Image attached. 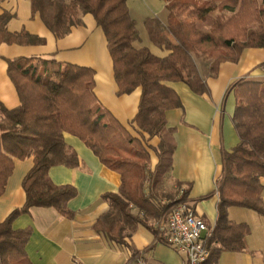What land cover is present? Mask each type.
<instances>
[{
  "label": "trees",
  "instance_id": "trees-1",
  "mask_svg": "<svg viewBox=\"0 0 264 264\" xmlns=\"http://www.w3.org/2000/svg\"><path fill=\"white\" fill-rule=\"evenodd\" d=\"M165 1L167 21L146 20L151 40L170 51L161 57L147 47L134 46L140 34L127 0H31L33 15L38 14L58 38L81 25L83 15L94 16L107 38L117 94L142 89L134 118L141 138L100 103L94 91V69L47 57L9 60L8 74L20 105L9 109L0 101V195L15 158L32 157L34 165L23 180L24 205L0 223V264H32L25 249L32 230L14 229L18 216L30 213L33 207H54L65 217H74L68 202L78 194L77 188L54 183L49 173L57 165L74 168L80 164L77 151L66 142V132L79 137L105 166L121 175L119 192L103 195L110 208L94 225L110 240L124 242L139 225L157 232L153 224L164 221L174 206L187 200L189 188L181 189L182 183L174 189L164 187L176 148L167 112L182 107L180 96L168 82L181 81L197 94L206 93L208 86L198 61L209 60V74L216 76L223 62H238L246 48L264 47V0ZM215 10L231 15L226 19L218 16L208 30L182 17L187 14L208 22L205 20ZM13 16L8 10L0 14V44L44 41L27 31L11 32L8 22ZM228 91L236 97L233 122L240 142L223 152V171L215 191L218 216L214 227L204 234L211 252L205 264H217L225 251L247 249L251 228L229 218L230 206L253 209L264 216V82L239 79ZM145 134L161 139L154 170L149 166Z\"/></svg>",
  "mask_w": 264,
  "mask_h": 264
},
{
  "label": "crops",
  "instance_id": "crops-1",
  "mask_svg": "<svg viewBox=\"0 0 264 264\" xmlns=\"http://www.w3.org/2000/svg\"><path fill=\"white\" fill-rule=\"evenodd\" d=\"M166 4L165 0H127L140 34V39L134 42L136 48L147 47L161 57L170 53L151 40L146 26L149 18L167 19ZM5 10L14 15L8 22L11 32L27 31L44 39L41 43L0 44V101L6 107L13 109L20 105L18 91L8 74L9 60L53 58L61 63L94 69V91L100 103L135 137L141 138L134 118L142 89L138 87L131 93L117 94L119 88L107 38L92 14L83 15L81 25L58 38L38 14L33 15L31 0H0V14ZM209 62L198 61L200 75L208 86L206 93L197 94L181 81L168 82L180 96L182 107L167 112L176 148L164 187L174 189L182 183L181 189L189 188L187 200L211 230L218 216L219 196L215 191L223 171V152L231 151L240 142L233 122L236 97L228 89L239 79L264 82V47L246 48L238 62H223L216 76H210ZM65 139L77 151L80 164L74 168L57 165L49 173L54 183L77 188L78 194L68 202L75 215L68 218L54 207H33L30 213L15 219L14 229L32 230L25 247L32 264H125L134 255H142L154 264H188L186 254L169 244L165 226L154 223L157 230L154 232L139 225L122 243L110 240L95 229L97 220L110 208L103 195L119 192L121 175L105 166L79 137L66 132ZM144 141L150 154L149 166L154 170L159 162L157 148L161 139L145 134ZM33 165L32 157L15 158L13 172L0 195V223L24 205L23 180ZM262 183L264 185V178ZM212 192H215L212 196L203 198ZM228 216L232 221L249 224L251 232L246 239V250L225 251L217 264H264V216L239 206H230Z\"/></svg>",
  "mask_w": 264,
  "mask_h": 264
},
{
  "label": "built area",
  "instance_id": "built-area-1",
  "mask_svg": "<svg viewBox=\"0 0 264 264\" xmlns=\"http://www.w3.org/2000/svg\"><path fill=\"white\" fill-rule=\"evenodd\" d=\"M165 223V225L163 224ZM167 229L169 244L186 254L188 264H205L210 257L204 232L209 231L207 222L199 217L191 205L182 201L174 206L166 222L157 224ZM125 264H154L142 255H134Z\"/></svg>",
  "mask_w": 264,
  "mask_h": 264
},
{
  "label": "rangeland",
  "instance_id": "rangeland-1",
  "mask_svg": "<svg viewBox=\"0 0 264 264\" xmlns=\"http://www.w3.org/2000/svg\"><path fill=\"white\" fill-rule=\"evenodd\" d=\"M168 13V11H167ZM231 14L227 11H224V12H220L218 10H215L214 12H212L209 16H208V19L205 20V21H208V22H203L204 20H201L199 19L197 16H193V17H188L187 14L186 15H183L182 17H185L186 19H189V20H194L196 21L197 25H199V27L201 29H204V30H208L210 28V25L211 23L218 17V16H223L225 19L228 18ZM167 21V19L165 20ZM257 24H254V26H256ZM138 134H139V131H137ZM186 203H188L189 205H191V203L188 201V200H185ZM168 219V215L166 216L164 222H166Z\"/></svg>",
  "mask_w": 264,
  "mask_h": 264
}]
</instances>
